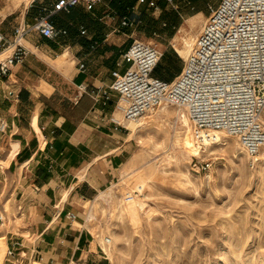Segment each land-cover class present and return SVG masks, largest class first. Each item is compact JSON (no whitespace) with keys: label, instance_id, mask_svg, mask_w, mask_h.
<instances>
[{"label":"crops","instance_id":"crops-1","mask_svg":"<svg viewBox=\"0 0 264 264\" xmlns=\"http://www.w3.org/2000/svg\"><path fill=\"white\" fill-rule=\"evenodd\" d=\"M54 1L5 0L0 4V32L11 40L14 29L31 24L40 7ZM101 1L91 11L76 6L54 15V27L66 30L56 39L27 32L24 60L8 78H0V234L15 252L0 264H84L87 255L82 252L90 241L79 206L102 185L101 176L100 182L90 179V170L94 165L101 170L104 163L109 174L125 160L123 128L111 122L118 96L113 91L103 96L100 90L111 83V71L124 72L127 65L118 63L135 39L131 29L148 21L138 13L137 26H121L111 33L98 17L107 6L127 16L136 0ZM159 2L167 5L157 0L156 17L161 16V27L171 28ZM137 6L138 11L142 7L144 13L155 12ZM81 59L85 68L78 70ZM80 84L85 92L78 90ZM9 89L16 98L7 96ZM92 91L98 92L95 98Z\"/></svg>","mask_w":264,"mask_h":264},{"label":"rangeland","instance_id":"rangeland-1","mask_svg":"<svg viewBox=\"0 0 264 264\" xmlns=\"http://www.w3.org/2000/svg\"><path fill=\"white\" fill-rule=\"evenodd\" d=\"M218 2L173 0L175 9L159 2L164 14L178 22L173 29L161 27L158 10L144 13L141 7L147 26L131 29L133 37L161 49L162 67L172 59L173 65L182 68L184 38L196 37L207 17V5ZM162 74L166 76L165 71ZM175 109L168 105L170 114L157 107L143 114L147 123L134 138L128 139L130 131L123 127L124 162L109 174L104 163L101 170L96 165L90 170V179L100 182L101 176L102 185L79 206L81 225L90 241L88 253L82 252L87 255L84 264H264V156L253 161L236 138L228 137L214 144L210 153L183 158L172 138ZM141 179L147 182L138 190L135 186ZM108 188L107 201H94L98 191ZM131 194L143 202L138 219L118 213ZM88 212L91 217L86 220ZM112 236L110 245L104 242L109 256L101 245L103 237Z\"/></svg>","mask_w":264,"mask_h":264},{"label":"built area","instance_id":"built-area-1","mask_svg":"<svg viewBox=\"0 0 264 264\" xmlns=\"http://www.w3.org/2000/svg\"><path fill=\"white\" fill-rule=\"evenodd\" d=\"M164 1L175 9L173 0ZM100 3L101 0H55L42 6L31 24L14 29L11 40L0 32V78H8L12 68L24 60L27 50L22 40L27 32L56 39L66 30L54 27L51 22L54 15L67 13L76 6L91 11ZM137 5L159 10L157 0H136L129 15L119 16L107 6V12L98 20L109 26L111 33L119 32L121 26H137L140 23ZM206 8L208 15L192 50L171 82L153 75L163 55L161 49L155 43L132 39L118 63L127 65L124 72L111 71V83L100 91L103 96H107V91L117 94L115 107L123 122L135 120L159 105L182 107L195 138L206 135L212 140L211 131H222L236 138L254 156L264 146V0H219ZM79 33L84 34L85 29L80 28ZM152 34L159 37L156 32ZM76 67L83 70L84 61L78 60ZM78 90L85 92V86L78 85ZM97 93L91 92L93 98ZM7 96L17 97L12 89ZM111 122L124 127L115 117ZM3 127L0 124L1 130ZM104 242L108 244V238ZM14 254L13 249L7 248L6 258Z\"/></svg>","mask_w":264,"mask_h":264},{"label":"bare ground","instance_id":"bare-ground-1","mask_svg":"<svg viewBox=\"0 0 264 264\" xmlns=\"http://www.w3.org/2000/svg\"><path fill=\"white\" fill-rule=\"evenodd\" d=\"M26 1V0H25ZM199 16V15H197ZM196 16V18H198ZM205 21V18H204ZM184 27V26H183ZM181 31V30H180ZM187 31V30H186ZM183 34V32H182ZM189 34V33H188ZM197 35V34H196ZM186 37V36H185ZM195 39V35H189L187 38H184V48H183V59L185 60L188 56V54L190 53V51L192 50L193 47V41ZM67 56V52L65 51L62 55H61V60H63V58H65ZM177 109H175L173 111L174 113V119L176 118L175 121V128L173 129V141L174 144L182 151L183 153V158H187L190 155H195V154H200V152H206L208 151L214 144L220 143L222 141L227 140L228 136L222 132V131H211L209 133V135L211 136L212 140H209V138L206 137V135H204V138L202 139H197L195 138V136L193 135L192 132V128H191V124L189 122L187 113L185 111L184 108L182 107H175ZM157 109L160 110V112H165L166 114H170L172 111L168 110V105H159L157 107ZM154 110V109H152ZM151 112V110H150ZM157 113V112H156ZM159 113V112H158ZM152 114V113H151ZM115 119L119 122H122L130 132L128 133L127 138L131 139L134 138L138 135V133L141 131V129L143 127H145L146 125V121L143 120V115L140 116L139 118L135 119V120H130L128 122H123L122 121V116L121 113L119 111L115 112ZM173 119V120H174ZM151 121V120H150ZM149 122V121H148ZM170 134V133H169ZM168 135V134H166ZM171 136V134H170ZM230 138V137H229ZM141 139V138H140ZM239 143V142H238ZM237 145V144H236ZM264 147V146H262ZM261 147V148H262ZM261 148L259 149V151L252 157L253 161H258L262 156H264V152L260 151ZM177 149V148H176ZM110 152V151H108ZM241 152V151H240ZM208 153H210L208 151ZM249 158V156H248ZM142 163V162H141ZM140 163V164H141ZM146 163V162H145ZM129 165V164H128ZM145 165V164H144ZM137 168V167H136ZM150 168V167H149ZM132 169V168H131ZM135 169V168H134ZM133 169V170H134ZM130 170V169H129ZM130 172V171H129ZM121 173V172H120ZM151 173V172H150ZM156 173V172H155ZM125 174V173H124ZM123 174V175H124ZM125 177V176H124ZM210 177V176H209ZM120 178V177H119ZM123 178V177H122ZM125 180V179H124ZM149 180V179H148ZM147 182V181H146ZM146 182L144 180H139L138 184H136L135 188L138 190H141V188L146 184ZM121 183V182H120ZM149 185V184H148ZM150 186V185H149ZM133 191V190H132ZM131 191V192H132ZM129 193V192H128ZM108 195H111V188H108L105 191H98V194L95 197L94 201H98V200H103V201H107L108 199ZM126 195V194H125ZM140 195V194H139ZM145 196V195H144ZM128 197V196H127ZM129 198V197H128ZM126 199V197H125ZM121 200V199H120ZM145 201V200H144ZM110 205V204H108ZM143 202L142 199L138 197V195H132L131 194V198L126 201V205L124 206L123 209H118V213H127L132 219H136L137 215L140 211V209L142 208ZM92 206V205H91ZM90 206V207H91ZM119 206V205H118ZM117 206V208H118ZM96 207V206H95ZM112 207V206H111ZM114 207V205H113ZM95 209V208H94ZM115 209V208H114ZM139 210V211H138ZM115 211V210H113ZM113 213V212H112ZM111 213V214H112ZM148 213L149 210H148ZM109 214V212H108ZM118 214V215H119ZM3 215V214H2ZM141 215V214H140ZM149 215V214H148ZM151 215V214H150ZM114 219H115V215ZM117 216V215H116ZM91 217V213L88 212L87 213V219L89 220ZM93 217V216H92ZM121 217V216H120ZM140 216H138L139 218ZM113 218V217H111ZM122 218V217H121ZM137 218V219H138ZM5 225L7 224V222H4ZM3 229V228H2ZM7 229V228H6ZM4 233V231H3ZM98 236V235H97ZM116 236V235H114ZM97 238V237H96ZM107 237H103L102 242L103 244L102 249L104 250L105 253H107L110 256V248L108 247V245L104 244V240ZM115 237L112 236L108 238L109 240V245L111 244L112 239H114ZM100 241V240H99ZM98 241V242H99ZM101 242V241H100ZM93 246V245H92ZM6 252H7V246H6V242H5V236L4 234H0V263L3 261L4 257L6 256ZM110 260V259H109Z\"/></svg>","mask_w":264,"mask_h":264},{"label":"trees","instance_id":"trees-1","mask_svg":"<svg viewBox=\"0 0 264 264\" xmlns=\"http://www.w3.org/2000/svg\"><path fill=\"white\" fill-rule=\"evenodd\" d=\"M187 2L193 3L194 0H187ZM206 10H207V8H206ZM40 12H41V7H40L38 13L36 14V16H38L40 14ZM207 15H208V12H207ZM169 20H170V21H168L169 25L171 26V29H173L177 25L178 22L175 19H173V20L169 19ZM164 55L165 54L163 53L160 61L158 62L157 66L154 68L153 75L155 77H158V78L166 81V82H171L179 74V72L181 71V67L179 65L178 66L173 65V63L170 62V61H172V59H167V63L162 67L160 62H161L162 58H165ZM162 71L166 72V76H164L162 74Z\"/></svg>","mask_w":264,"mask_h":264}]
</instances>
